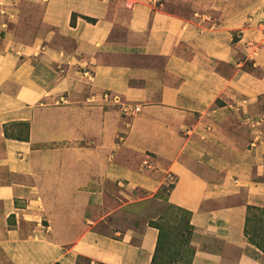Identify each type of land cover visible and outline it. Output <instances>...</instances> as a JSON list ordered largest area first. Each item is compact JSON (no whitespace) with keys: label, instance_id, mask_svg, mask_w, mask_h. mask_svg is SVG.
<instances>
[{"label":"crops","instance_id":"1","mask_svg":"<svg viewBox=\"0 0 264 264\" xmlns=\"http://www.w3.org/2000/svg\"><path fill=\"white\" fill-rule=\"evenodd\" d=\"M263 25L264 0H0V264H151L163 188L191 264H264Z\"/></svg>","mask_w":264,"mask_h":264},{"label":"rangeland","instance_id":"2","mask_svg":"<svg viewBox=\"0 0 264 264\" xmlns=\"http://www.w3.org/2000/svg\"><path fill=\"white\" fill-rule=\"evenodd\" d=\"M188 4V2L186 3ZM168 188H163L157 198L146 201L144 217L155 218L154 224L161 227L163 232L162 250L159 252L155 264H191L193 248L190 245V220L187 213L177 209L167 202ZM144 206L142 208H144ZM250 233L256 241L264 244V217L261 214L251 215ZM263 219V221H258ZM256 235L262 237H256Z\"/></svg>","mask_w":264,"mask_h":264},{"label":"trees","instance_id":"3","mask_svg":"<svg viewBox=\"0 0 264 264\" xmlns=\"http://www.w3.org/2000/svg\"><path fill=\"white\" fill-rule=\"evenodd\" d=\"M85 19L90 21V22H94V21H92L89 18H85ZM177 209H179V208H177ZM184 212L188 214L189 220H190V213L187 212V211H184ZM253 213L261 214L262 218L264 217V209H259V208H255V207H249L248 208L247 221H246L245 234H246V237L248 238V240L250 241V243H252L253 245H255L256 247H258L260 250H262L264 252V244L262 242L256 241L255 238H253L251 236V233H250V227H251V222H252L251 221L252 220L251 219V215ZM258 221H263V219H259ZM153 224H154V222H153ZM154 225L159 231V236H158L156 251H155V254H154V257H153V260H152L151 264H155L156 263L157 256H158L159 252L162 250V245H163V232H162V229H161V227L159 225H157V224H154ZM190 227H191V233H190V237H191L193 228H192L191 225H190ZM263 236H264V234H263ZM256 237H262V236L256 235ZM262 239H264V237Z\"/></svg>","mask_w":264,"mask_h":264},{"label":"built area","instance_id":"4","mask_svg":"<svg viewBox=\"0 0 264 264\" xmlns=\"http://www.w3.org/2000/svg\"><path fill=\"white\" fill-rule=\"evenodd\" d=\"M263 27H264V25H263ZM136 110H138V109H136Z\"/></svg>","mask_w":264,"mask_h":264}]
</instances>
